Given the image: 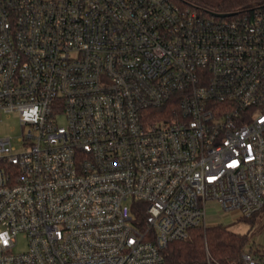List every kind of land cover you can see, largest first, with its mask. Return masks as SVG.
Returning <instances> with one entry per match:
<instances>
[{
  "label": "built area",
  "instance_id": "1",
  "mask_svg": "<svg viewBox=\"0 0 264 264\" xmlns=\"http://www.w3.org/2000/svg\"><path fill=\"white\" fill-rule=\"evenodd\" d=\"M5 113L0 264H165L210 203L264 215V5L0 0Z\"/></svg>",
  "mask_w": 264,
  "mask_h": 264
},
{
  "label": "trees",
  "instance_id": "2",
  "mask_svg": "<svg viewBox=\"0 0 264 264\" xmlns=\"http://www.w3.org/2000/svg\"><path fill=\"white\" fill-rule=\"evenodd\" d=\"M199 9L206 14H230L250 7L264 5V0H175ZM257 217L243 219L247 224L257 222ZM262 221H260L261 223ZM249 241V233L231 231L223 225L196 228L184 241L169 244L165 251V264H201L206 260V249L214 264H243L242 254Z\"/></svg>",
  "mask_w": 264,
  "mask_h": 264
},
{
  "label": "rangeland",
  "instance_id": "3",
  "mask_svg": "<svg viewBox=\"0 0 264 264\" xmlns=\"http://www.w3.org/2000/svg\"><path fill=\"white\" fill-rule=\"evenodd\" d=\"M60 125H65V121L60 119ZM27 127L20 125L19 115L17 113L0 114V138L11 137L14 145L18 151H22L19 146L18 139L22 135V132H28ZM260 218L257 222L247 224L243 221H237L234 213L223 212L221 207L217 203H210L207 209V221L209 225H223L228 227L231 231L241 234L249 233V241L260 240L264 244V215H259ZM260 221H262L260 223ZM28 248V240L26 236L21 235L18 238L17 245L14 248L15 253H23Z\"/></svg>",
  "mask_w": 264,
  "mask_h": 264
},
{
  "label": "water",
  "instance_id": "4",
  "mask_svg": "<svg viewBox=\"0 0 264 264\" xmlns=\"http://www.w3.org/2000/svg\"><path fill=\"white\" fill-rule=\"evenodd\" d=\"M215 16H218V17H228V16H232L234 15V13H230V14H217V13H213Z\"/></svg>",
  "mask_w": 264,
  "mask_h": 264
}]
</instances>
